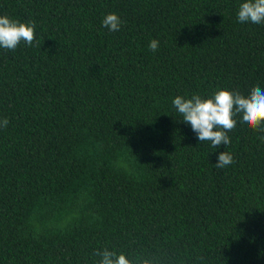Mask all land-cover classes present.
<instances>
[{"label":"trees","instance_id":"trees-1","mask_svg":"<svg viewBox=\"0 0 264 264\" xmlns=\"http://www.w3.org/2000/svg\"><path fill=\"white\" fill-rule=\"evenodd\" d=\"M244 2L0 0L35 22L31 46L0 48V264H264V132L238 114L214 148L172 104L264 89Z\"/></svg>","mask_w":264,"mask_h":264},{"label":"clouds","instance_id":"clouds-1","mask_svg":"<svg viewBox=\"0 0 264 264\" xmlns=\"http://www.w3.org/2000/svg\"><path fill=\"white\" fill-rule=\"evenodd\" d=\"M237 19L242 23H264V0H247L240 4ZM121 24L122 21L115 13L107 14L102 21V26L109 31H119ZM34 30L35 22L22 23L7 15L0 16V48L15 50L21 42L31 46L35 39ZM148 47L156 51L158 41L151 40ZM172 104L182 116L181 122L190 124L198 141L210 142L214 148L230 143L227 133L236 127L235 117L238 114L241 116V124L264 132V89L259 86L253 87L247 96L227 89H217L208 98L199 94H193L190 98L178 95ZM7 125V118L0 120V127ZM260 139L264 140V136ZM232 163V155L221 151L215 165L224 168ZM96 255L101 257L98 264H148V261L130 260L125 254L117 255L108 249L97 251Z\"/></svg>","mask_w":264,"mask_h":264}]
</instances>
